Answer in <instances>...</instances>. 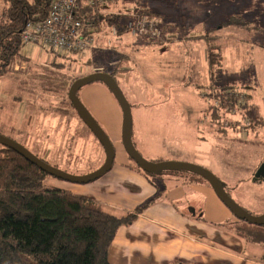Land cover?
<instances>
[{"label":"rangeland","instance_id":"1","mask_svg":"<svg viewBox=\"0 0 264 264\" xmlns=\"http://www.w3.org/2000/svg\"><path fill=\"white\" fill-rule=\"evenodd\" d=\"M5 1L0 0V16ZM132 8L143 17L161 19L162 33L169 39L133 38L122 30L127 40L123 42L112 35L113 28L104 27L91 49L97 48V53L53 56L33 44L24 45V58L17 59L12 71L0 79V135L68 175L84 177L96 172L106 161L105 150L72 108L68 90L77 77L103 67L111 72L121 62L118 81L131 104L132 140L142 158L153 164L175 162L205 168L220 179L236 203L261 217L264 180H255V174L264 163V123L252 126L244 109L259 106L264 122V0H187L182 11ZM127 10L107 2L103 13L118 15ZM233 17L248 22L250 30H217ZM211 29H216L211 36L218 39L222 55L220 66L213 69L206 40L199 39ZM55 59L65 67L54 66ZM92 59L88 66L86 61ZM229 86L235 88L223 94L215 90ZM233 95L238 104L222 107L221 98ZM215 116L219 125L211 123ZM110 122V130L101 128L114 146L116 127ZM119 130L122 135L121 125ZM119 159L116 156L115 162ZM150 178L163 190L179 182L188 187L195 181L208 185L201 176L187 172H164ZM46 185L69 190L77 184L50 176Z\"/></svg>","mask_w":264,"mask_h":264},{"label":"trees","instance_id":"2","mask_svg":"<svg viewBox=\"0 0 264 264\" xmlns=\"http://www.w3.org/2000/svg\"><path fill=\"white\" fill-rule=\"evenodd\" d=\"M52 1H5L0 16V79L12 71L17 59L24 58L21 54L24 45L20 36L26 23L35 18H44ZM110 1L116 6L122 5L127 9L160 6L170 11H182L183 4L187 0H108L107 2L111 3ZM192 1L202 3L211 0ZM106 6L107 4L82 10V15L92 24L98 39L104 27L121 28L124 23L121 15L104 14ZM229 27L242 31L250 30L248 22L234 17L221 23L217 30ZM215 30L211 29L209 34L199 38L206 40L210 69L220 66L222 57L219 52L220 45L217 44L218 39L211 36L212 31ZM119 32L121 33L117 38L121 40L125 33L121 29ZM164 35L162 33L161 38L155 39H169V36L164 37ZM53 61L54 66L65 67L56 59ZM117 65L111 72L103 67L101 71L96 70L93 73L110 74L119 84L118 73L121 72V62ZM88 75H81L74 82ZM232 88L235 87L229 86L223 90L215 88V90L223 94ZM220 95L217 94L219 98ZM221 100L224 108L236 106L239 102L234 95ZM71 106L74 109L72 103ZM244 112L252 126L261 127L264 123L259 106H246ZM216 116L212 118L214 122L219 119ZM135 166L143 172L137 165ZM47 177L50 176L15 151L0 145V264H110L108 259L110 247L119 229L132 225L154 202L153 200L147 202L135 212L117 217L107 213L97 202L57 187L47 186ZM234 230L249 242L264 247V226L238 221Z\"/></svg>","mask_w":264,"mask_h":264},{"label":"crops","instance_id":"3","mask_svg":"<svg viewBox=\"0 0 264 264\" xmlns=\"http://www.w3.org/2000/svg\"><path fill=\"white\" fill-rule=\"evenodd\" d=\"M89 87L81 90L80 99L101 127L110 130L108 119L110 126L115 125L112 140L120 159L99 180L65 190L99 203L117 217L154 201L132 225L119 229L110 247L109 263L264 264V247L236 233L238 220L209 184L195 181L188 187L179 182L163 190L158 181L136 168L122 143L119 126H123V114L118 102L104 85Z\"/></svg>","mask_w":264,"mask_h":264},{"label":"water","instance_id":"4","mask_svg":"<svg viewBox=\"0 0 264 264\" xmlns=\"http://www.w3.org/2000/svg\"><path fill=\"white\" fill-rule=\"evenodd\" d=\"M95 82L104 84L118 102L123 114V146L129 158L144 173L149 175H156L164 172H187L199 175L211 186L219 200L228 208V210H230V212L238 221L246 222L250 225L264 226V215H262L261 217H254L247 210L236 203L226 192L219 178L215 176L211 171L199 166L185 163L163 162L153 164L146 162L135 148L132 140L133 116L131 105L117 81L107 73L96 72L86 77L80 78L72 84L69 90V100L72 103L76 113L83 121V123L89 128L92 134H94V136L98 139L105 150L106 161L99 170L84 177L71 176L58 170L55 167L50 166L44 160L38 158L35 154L30 152V150L26 149L24 146L13 141L10 138L0 135V145L15 151L25 160L29 161L44 173L48 174L51 177H54L55 179L77 185H88L99 180L113 169L116 158V151L109 136L101 128V126L97 123V121L77 96L78 92L82 88H84L85 86H89ZM255 180H264V163L256 172Z\"/></svg>","mask_w":264,"mask_h":264},{"label":"built area","instance_id":"5","mask_svg":"<svg viewBox=\"0 0 264 264\" xmlns=\"http://www.w3.org/2000/svg\"><path fill=\"white\" fill-rule=\"evenodd\" d=\"M107 1L53 0L44 18H35L26 23L20 36L22 44H33L59 56L81 55L91 50L96 45L94 28L82 15V10L104 6ZM117 14L124 18L120 29L126 34L135 38H161L164 26L161 19L143 17L133 8ZM112 35L118 36L117 28L112 29Z\"/></svg>","mask_w":264,"mask_h":264},{"label":"flooded vegetation","instance_id":"6","mask_svg":"<svg viewBox=\"0 0 264 264\" xmlns=\"http://www.w3.org/2000/svg\"><path fill=\"white\" fill-rule=\"evenodd\" d=\"M93 73V72H92ZM91 73V74H92ZM74 83V82H73ZM72 86V85H71ZM71 86H70V88H71ZM70 88H69V90H70ZM69 90H68V93H69ZM69 95V94H68ZM211 123H213V125H216V124H214V123H217L218 125H219V123H220V121H215V122H211ZM218 132V131H217ZM218 134H221L220 132H218ZM36 156H38V155H36Z\"/></svg>","mask_w":264,"mask_h":264}]
</instances>
